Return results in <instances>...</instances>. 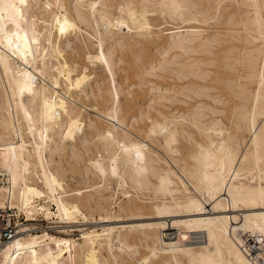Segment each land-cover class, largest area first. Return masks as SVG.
<instances>
[{"label": "bare ground", "instance_id": "6f19581e", "mask_svg": "<svg viewBox=\"0 0 264 264\" xmlns=\"http://www.w3.org/2000/svg\"><path fill=\"white\" fill-rule=\"evenodd\" d=\"M0 173V264H264V0H0Z\"/></svg>", "mask_w": 264, "mask_h": 264}, {"label": "built area", "instance_id": "2783aa9c", "mask_svg": "<svg viewBox=\"0 0 264 264\" xmlns=\"http://www.w3.org/2000/svg\"><path fill=\"white\" fill-rule=\"evenodd\" d=\"M2 177L0 173V184L3 183ZM37 218L41 220L42 215L39 214ZM25 219L26 216L17 212L16 209L9 206L0 208V245L5 241L13 239L20 233L21 224L27 222Z\"/></svg>", "mask_w": 264, "mask_h": 264}, {"label": "rangeland", "instance_id": "374dc122", "mask_svg": "<svg viewBox=\"0 0 264 264\" xmlns=\"http://www.w3.org/2000/svg\"><path fill=\"white\" fill-rule=\"evenodd\" d=\"M161 43H163V42H161ZM153 47V46H152ZM99 70L97 69V72H98ZM134 88H137V86H134ZM72 172V173H71ZM68 173L70 174H74V176H73V179H68V181H67V183L69 184V187L70 188H77V189H81L82 187L81 186H83L84 185V182L80 179V176L77 174V172L75 171V169H71V170H68ZM71 176V175H70ZM118 196H119V199L117 200V202L119 201V200H121L122 199V197L120 196V194H118ZM209 206L210 205H207V207L206 208H209ZM116 208V207H115ZM114 208V209H115ZM20 214H22V213H20ZM26 220V219H25ZM37 221L36 222H34L33 224H34V226L39 230V228L41 229H45V228H47L46 230L50 233V234H53V235H57V236H59V228H55V227H57V226H60V225H58V224H56V223H49V221H47V220H43V218L41 219V220H39L38 218L36 219ZM39 220V221H38ZM116 220V219H115ZM121 220V219H120ZM119 220V221H120ZM120 222H122V221H120ZM32 222H25V223H23V224H25V226H29L30 227V225H27V224H31ZM92 223H94V222H92ZM91 223V224H92ZM91 224H88V225H83L84 227L85 226H89V225H91ZM95 224V223H94ZM39 227V228H38ZM75 228V227H74ZM173 230H168L167 231V233H169V234H171V233H173L172 232ZM72 234L71 236L74 238V239H77L78 237H79V231L78 230H73L72 232H68V234ZM201 240H203V238H201ZM256 247V246H255ZM142 254L144 253L143 251H140ZM140 253V254H141ZM141 254V255H142Z\"/></svg>", "mask_w": 264, "mask_h": 264}]
</instances>
